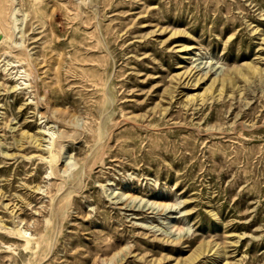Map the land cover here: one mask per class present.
I'll use <instances>...</instances> for the list:
<instances>
[{
  "label": "rangeland",
  "instance_id": "374dc122",
  "mask_svg": "<svg viewBox=\"0 0 264 264\" xmlns=\"http://www.w3.org/2000/svg\"><path fill=\"white\" fill-rule=\"evenodd\" d=\"M0 264H264V0H0Z\"/></svg>",
  "mask_w": 264,
  "mask_h": 264
}]
</instances>
